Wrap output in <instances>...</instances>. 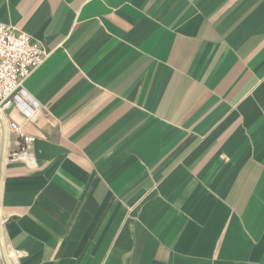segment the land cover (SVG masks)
<instances>
[{"label": "crops", "instance_id": "crops-1", "mask_svg": "<svg viewBox=\"0 0 264 264\" xmlns=\"http://www.w3.org/2000/svg\"><path fill=\"white\" fill-rule=\"evenodd\" d=\"M0 24L44 52L38 109L4 115L35 138L11 264H264V0H0Z\"/></svg>", "mask_w": 264, "mask_h": 264}, {"label": "built area", "instance_id": "built-area-1", "mask_svg": "<svg viewBox=\"0 0 264 264\" xmlns=\"http://www.w3.org/2000/svg\"><path fill=\"white\" fill-rule=\"evenodd\" d=\"M43 49L26 34H19L10 25L0 24V133L1 137L13 132L22 140L18 150L8 151L4 143L0 148V198L4 190V176L7 166L11 162H22L26 167L34 165V156L31 146L35 138L24 135L19 126L8 125L4 115L11 106L21 109L27 116H31L38 109L36 104L32 107L23 106L21 87L24 80L41 64ZM1 202V199H0ZM3 218L0 213V258L3 264H11L17 260L18 255L9 256L3 251L2 244Z\"/></svg>", "mask_w": 264, "mask_h": 264}]
</instances>
